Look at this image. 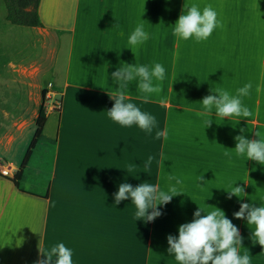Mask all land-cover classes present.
<instances>
[{"label": "crops", "instance_id": "0c3cea01", "mask_svg": "<svg viewBox=\"0 0 264 264\" xmlns=\"http://www.w3.org/2000/svg\"><path fill=\"white\" fill-rule=\"evenodd\" d=\"M186 2L216 9L221 23L207 39L173 36L184 0H40L43 26L29 27L52 60L55 45L65 44L63 73L52 69L46 86L48 98L58 97L60 105L46 112L17 185L12 179L27 150L17 162L0 156V246L11 239L0 247V264H38L57 242L72 249L74 264H177L166 238L178 235L198 206L222 209L244 237L240 252L249 253L251 264H264V249L249 239L246 222L233 216L241 201L227 193L239 180L243 202L258 206L264 197V166L232 149L238 134L264 135V0ZM140 16L150 38L133 47L127 38ZM45 59L40 54L22 72L33 69L39 79L47 71ZM120 61L159 62L166 69L163 81L154 80L160 91L147 103L135 82L126 90L128 101L155 116L150 134L107 116L113 104L109 75ZM249 81L253 87L242 103L251 117L222 119L203 110L199 101L210 86L235 93ZM52 114L56 127L48 133ZM15 141L0 145L10 149ZM149 156L150 170L144 167ZM166 171L181 179L185 194L158 206L162 214L152 222L136 220L130 199L114 204L113 193L125 180L167 190Z\"/></svg>", "mask_w": 264, "mask_h": 264}, {"label": "clouds", "instance_id": "9594fccd", "mask_svg": "<svg viewBox=\"0 0 264 264\" xmlns=\"http://www.w3.org/2000/svg\"><path fill=\"white\" fill-rule=\"evenodd\" d=\"M141 16V22L135 25L127 38L128 45L133 47L144 44L150 38V34L144 27L143 21L145 20ZM220 23L218 13L211 5L200 7L197 3L189 4L184 0L181 13L172 24V34L182 40L201 41L207 39L213 30L220 26ZM127 49L134 53L133 48ZM165 74L166 69L159 62L148 65L139 64L136 61L133 64L120 61L115 70L110 75L108 74L113 88L112 94L107 93L113 101L112 107L106 110L108 118L122 127L135 124L146 134H150L157 123L155 116L142 111L139 106L128 101L126 90H129V85L135 82V88L143 94L140 98L147 103L150 94L160 91V85L154 83V80L163 81ZM113 85L116 86L113 87ZM252 87L253 84L249 81L232 93L213 85L210 86L209 94L199 102L210 116L215 113V117L219 116L222 119L231 116L249 118L252 116V111L242 103V98L250 94ZM209 123L210 120L207 121V125ZM244 131L245 129H240L241 133ZM166 135V132L156 133L157 138L160 136L166 138ZM255 136L258 139H249L243 134L236 135L234 137L235 146L232 149L237 155H244L247 159L264 166V135L260 130H256ZM151 162L152 157L149 156L144 161L145 169L150 170ZM145 173L148 174L147 171ZM166 174L169 181L167 190L144 181L135 186L126 180L119 183L117 190L113 193L114 204L130 199L136 209L134 213L136 220L145 223L152 222L162 214L158 206L184 193L182 188L178 187L182 184L181 179L171 172L166 171ZM237 181L233 183L231 190L227 191L229 198L234 195L238 201H241L239 210L234 212L233 216L246 222L250 229L249 239L253 244H259L264 249V197L258 199V206L254 203L243 202L242 198L246 193L243 187L236 186ZM202 212L204 215L201 214ZM177 231L178 235L169 234L166 238L167 252L177 264H251L249 253L240 252V248L244 247V237L241 236L232 220L218 207L205 210L198 206L193 212L191 221L180 224ZM16 243L19 245L20 240ZM5 244L10 245L11 239L9 238ZM42 254L44 258L39 260L38 264H74L73 251L63 242H57L49 251Z\"/></svg>", "mask_w": 264, "mask_h": 264}, {"label": "rangeland", "instance_id": "374dc122", "mask_svg": "<svg viewBox=\"0 0 264 264\" xmlns=\"http://www.w3.org/2000/svg\"><path fill=\"white\" fill-rule=\"evenodd\" d=\"M3 2L0 0V143L9 145L16 141L10 149L0 145V156L17 162L33 138L40 106L43 105L46 112L58 110L59 98H48L47 92L42 101V91L51 89L46 86L52 80V69L58 76L63 73L65 44L63 41V44L58 42L55 45L52 60L35 30L7 20V7ZM40 54L46 57L42 61L47 69L45 75L38 79L33 69L22 72V68L34 62ZM55 115H50L46 122L48 133L56 127Z\"/></svg>", "mask_w": 264, "mask_h": 264}, {"label": "trees", "instance_id": "16d2710c", "mask_svg": "<svg viewBox=\"0 0 264 264\" xmlns=\"http://www.w3.org/2000/svg\"><path fill=\"white\" fill-rule=\"evenodd\" d=\"M7 7V20L16 25L22 26H38L43 24L39 18L38 8L40 0H4ZM46 89L42 91V101L45 100ZM46 121V109L43 105L40 106L39 113L36 119V129L26 154L20 164L12 181L17 185L21 179L23 171L31 156L32 150L40 136L44 123Z\"/></svg>", "mask_w": 264, "mask_h": 264}, {"label": "built area", "instance_id": "2783aa9c", "mask_svg": "<svg viewBox=\"0 0 264 264\" xmlns=\"http://www.w3.org/2000/svg\"><path fill=\"white\" fill-rule=\"evenodd\" d=\"M5 173H8L7 171H5Z\"/></svg>", "mask_w": 264, "mask_h": 264}]
</instances>
